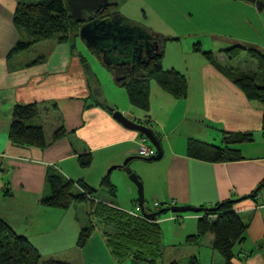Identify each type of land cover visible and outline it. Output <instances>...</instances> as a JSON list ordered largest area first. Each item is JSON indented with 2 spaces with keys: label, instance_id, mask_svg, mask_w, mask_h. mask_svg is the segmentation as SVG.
Returning a JSON list of instances; mask_svg holds the SVG:
<instances>
[{
  "label": "crops",
  "instance_id": "1",
  "mask_svg": "<svg viewBox=\"0 0 264 264\" xmlns=\"http://www.w3.org/2000/svg\"><path fill=\"white\" fill-rule=\"evenodd\" d=\"M16 1L0 0V218L17 235L25 237L43 259L85 264L77 239L88 210L82 206L74 210L49 208L40 201L48 192L45 180L50 168L92 190L96 189L95 180L101 188L103 178L108 176L117 191L116 181L125 179V170H109L121 166L127 157H137L135 152L143 136L114 120L106 108L109 105V109L151 129L160 141L162 158L154 167L155 178L159 176L160 181L148 184V206L159 203L165 207L173 202L176 206L211 208L234 200L233 211L241 218L245 232L243 242L233 247L231 264H264V189L256 197L247 198L264 180V104L249 101L234 84L241 72L255 69V61L246 52L229 60L223 53L227 49L219 50L218 55L212 53V62L201 55L204 60L194 59L185 74L176 70L187 79L186 97L177 99L150 81L148 110L134 107L128 94L130 107L123 108L106 96L98 77L74 52L78 38L75 34L69 39L59 41L54 37L26 51L12 52L17 43L29 41L27 33L13 24ZM252 32L258 36L255 29ZM249 41L230 46L264 53V43ZM103 71L100 67V77ZM107 78L108 87L113 88ZM90 80L95 81L94 86ZM124 81L116 85L126 89ZM96 85L102 89L106 106L94 100L92 90ZM27 104L41 107L34 123L44 128L43 149L16 147L8 139L13 108ZM59 128L65 134L53 141ZM233 133L253 135L252 142L237 146L241 160L209 163L187 155L190 141L218 146L224 134ZM145 144L150 145L147 139ZM87 153L91 154L92 163L82 168L78 158ZM95 162L99 163L97 171L90 173ZM132 163L133 160L130 167ZM125 186L127 196L118 199L116 192L114 206L141 215L133 187ZM104 193L100 199L94 197L106 200ZM148 206L144 204V208ZM201 217V213H188L159 218L163 247L156 264L160 260H165L164 264H188L192 258L199 264H225L212 248V235L196 243L187 242L188 237L197 233Z\"/></svg>",
  "mask_w": 264,
  "mask_h": 264
},
{
  "label": "trees",
  "instance_id": "2",
  "mask_svg": "<svg viewBox=\"0 0 264 264\" xmlns=\"http://www.w3.org/2000/svg\"><path fill=\"white\" fill-rule=\"evenodd\" d=\"M264 2V0H262ZM116 6V4H114ZM113 5V6H114ZM109 6L100 13V20L122 17L116 8ZM126 23L132 24L125 19ZM13 24L23 29L29 41L16 44L12 52H23L34 44L57 38L59 41L69 39L73 34L78 37L80 24L72 17L66 0H17L13 14ZM134 25V24H133ZM143 29L148 30L143 27ZM150 31V30H148ZM152 32V31H150ZM159 50L135 71L127 72L126 68L117 69L118 75L125 77L123 86L126 87L131 104L143 111L149 107L150 81H155L164 91L177 99L186 97L188 82L185 76L174 69L163 68L165 43L170 40L159 35ZM193 51L201 53L208 61H213L211 52H203L199 44H195ZM246 52L255 61L254 70L241 72L234 79V84L245 94L249 101L264 104V53L256 49H245L234 46L224 50L229 60L237 58ZM41 107L37 104L16 105L11 112L8 139L13 146L43 149L46 147L44 128L34 121L40 116ZM264 123V121H263ZM264 132V127H263ZM65 131L59 128L53 141L62 138ZM252 133L224 134L221 145H211L198 141H190L187 155L190 158L209 163H224L241 160L237 146L252 142ZM79 164L87 168L92 163L90 153L79 156ZM48 192L40 201L44 207L67 210L74 203L88 204V223L79 232L77 247L84 248L95 230L94 221L103 225V235L106 244L117 264L129 260L131 264H156L162 257V229L160 216L152 219L145 215L163 209L158 203L154 210L145 207L144 214L134 215L114 206L116 187L111 184L108 176L104 177L101 188L106 191V200H97L96 193L82 182H73L56 172L53 168L46 173ZM264 189V180L247 198H254ZM111 198V199H108ZM235 202L224 201L215 205L217 211L210 208L201 213L197 222V233L188 237L187 242L196 243L206 235H212V248L223 257L225 264H231L233 247L242 243L245 225L241 218L233 211ZM138 205V204H137ZM164 214V213H163ZM178 215V214H177ZM213 220V218H215ZM0 264H72L55 259H43L36 248L22 236L17 235L10 226L0 218ZM177 264V263H172ZM188 264H199L192 258Z\"/></svg>",
  "mask_w": 264,
  "mask_h": 264
},
{
  "label": "rangeland",
  "instance_id": "3",
  "mask_svg": "<svg viewBox=\"0 0 264 264\" xmlns=\"http://www.w3.org/2000/svg\"><path fill=\"white\" fill-rule=\"evenodd\" d=\"M113 2L116 4L113 8H116V12L128 22L142 28H148L153 33L162 35L165 38H170V40L165 43L164 48V69H175L185 74L188 66L195 61L194 59L204 60L201 53H195L193 51L195 44H199L203 52H211L214 55H218L219 50L229 49L233 47L230 45L234 43L236 45L247 44L245 43L247 40H250L249 42L255 41L258 44L264 43V9L258 10L254 5L245 1L114 0ZM246 20L250 24H247ZM252 29L256 30L258 36L252 32ZM173 39L178 40L172 41ZM224 42L228 44L226 45ZM74 52L80 54L84 61L87 62L92 74L98 77L99 83L101 82L107 97L110 96V98H114L116 104L120 107H130L127 100V90L116 85L117 82L113 78V72L111 70L109 72L108 69L103 66L101 61L96 59L89 52L86 46L84 48V44L79 38L76 39ZM100 67L104 69L101 77ZM107 77H109V81L114 85L113 88L108 87ZM94 82L95 81L92 82L90 80V83L93 84V86ZM99 89L106 102L102 89L100 87ZM107 107H109V105H107ZM160 161L145 162L139 159L133 160L132 167L129 166L130 172L134 173L142 183L145 206H148L150 203L147 199L148 184H156L160 181L159 176H156L155 178L156 174L154 168L158 167L155 165ZM98 164L97 162H95V164L93 163V168H90V173H93L94 171L96 173V167ZM157 171L159 173V170ZM123 175H125L123 177H125L126 180L122 178L123 180L118 179V181H116L118 199L119 197L124 198L127 196L128 191L126 190L125 185H129L134 189V197L137 206V188L129 180L127 171H125V174ZM95 186L96 193L94 196L99 199L100 196H105V190L99 187L97 180H95ZM76 206H82L89 210L88 204L86 203H74L70 207L74 210ZM151 208H153V206H151ZM78 212H81V210H78ZM187 214L188 213L178 215L183 216ZM168 215L173 214L167 212L161 214L160 217L164 218ZM68 216H70V214H68ZM79 217L82 218L81 215H79ZM87 219L81 221V223L84 224L83 226L80 225V230L87 226ZM94 224L95 230L88 239L87 244L84 248H78V251L81 254L83 253V262L85 264H116L115 259L106 244L103 235V225L99 224L97 221H94ZM164 261L165 260H160L158 264H164ZM121 264H130V261L125 260Z\"/></svg>",
  "mask_w": 264,
  "mask_h": 264
},
{
  "label": "water",
  "instance_id": "4",
  "mask_svg": "<svg viewBox=\"0 0 264 264\" xmlns=\"http://www.w3.org/2000/svg\"><path fill=\"white\" fill-rule=\"evenodd\" d=\"M71 11L72 17L80 24L78 38L86 46L89 52L104 67L114 73L116 82L124 80L125 77H118L117 69L123 67L130 71H135L141 63L149 60L153 54L159 50V36L156 33L143 29L142 27L126 23L123 17L100 20L96 16L110 6L111 0H66ZM245 1L254 5L258 10L264 9L262 0H235ZM92 95L97 104L106 106L101 90L96 85L92 90ZM114 120L123 127L138 132L145 137L152 145L157 154L152 158L141 159L145 162H154L162 158V148L160 141L156 138L153 131L148 127L137 124L126 118L122 112L109 109ZM138 157H127L121 166L112 167L110 171L120 168L128 172L129 180L136 186L138 198L137 204L141 214H144L143 186L139 178L129 170V163ZM235 202L234 200H231ZM206 208H196L191 206L172 205L164 207L152 214L145 215L152 219L163 213L184 214V213H203ZM210 211H217L216 207H211Z\"/></svg>",
  "mask_w": 264,
  "mask_h": 264
},
{
  "label": "built area",
  "instance_id": "5",
  "mask_svg": "<svg viewBox=\"0 0 264 264\" xmlns=\"http://www.w3.org/2000/svg\"><path fill=\"white\" fill-rule=\"evenodd\" d=\"M145 141H146V138H144V137H142L139 140V145H138V148H137V150L135 152V155L138 158H141V159L152 158V157H154L157 154L156 149L152 145H149V146L146 145ZM172 205H174L173 202L165 205V207H169V206H172ZM155 206H158V203H155L154 207Z\"/></svg>",
  "mask_w": 264,
  "mask_h": 264
},
{
  "label": "flooded vegetation",
  "instance_id": "6",
  "mask_svg": "<svg viewBox=\"0 0 264 264\" xmlns=\"http://www.w3.org/2000/svg\"><path fill=\"white\" fill-rule=\"evenodd\" d=\"M114 0H111V2H110V5L111 6H113L114 4H115V2H113ZM96 18H100V14H98L97 16H96ZM128 73L130 72V70H128L127 71Z\"/></svg>",
  "mask_w": 264,
  "mask_h": 264
}]
</instances>
